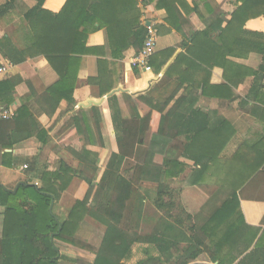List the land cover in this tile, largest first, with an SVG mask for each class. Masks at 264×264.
Segmentation results:
<instances>
[{"label": "crops", "instance_id": "crops-1", "mask_svg": "<svg viewBox=\"0 0 264 264\" xmlns=\"http://www.w3.org/2000/svg\"><path fill=\"white\" fill-rule=\"evenodd\" d=\"M67 1L45 0L40 10L56 15ZM103 2L114 3L113 0ZM7 3L8 0H0V11ZM114 4L119 16L122 14L131 20L138 18L142 25L155 31L157 49L149 67L132 70L130 63L137 55V50L132 48L125 51L121 59L111 58L109 50L84 55L78 66L72 96L61 100L49 91L58 84L60 77L33 39L30 19L26 18L27 13L36 11L38 0H16L7 11L0 13V63H10L8 73L0 83V107L12 109L14 113L10 120L0 122V261L3 257L10 262L19 259L16 253L6 250V242L4 247L3 243L5 235L15 237L18 229L17 218L8 208L27 210L32 206L26 194L21 193L15 199L22 189L41 188L43 175L56 172L62 162L80 171L51 207L56 219L65 223L76 204L84 201L87 195L86 180L101 179L111 155L118 151L107 103L114 95L122 98L147 94L155 104H162L177 90L170 107L176 100L187 97L196 102L195 108L211 114L213 121L207 129H201L203 131L195 140L191 137H180L179 140L186 148L193 147L194 156L207 157L202 161L209 164L203 176L204 187L225 185L236 188L246 226L261 229L260 233H263L264 74L260 75L261 101L248 103L243 108L239 103H244L255 83L250 72L258 71L262 65L264 15L248 19L241 29L240 25L230 23L241 6L237 0H152L147 4L128 0ZM115 16L109 10L101 12L107 23L113 22ZM87 28H93L87 37V46L104 48L105 30L99 28V23L89 24ZM84 29L86 27L82 26L81 32ZM243 31L262 36L246 35ZM193 37H196L195 41ZM170 50L173 53L168 56ZM176 61L177 66L166 85L158 89ZM23 66L29 68L23 70ZM235 98L238 100L232 103V110L224 105L218 112H213L218 100L228 104ZM139 112L143 115L140 108ZM220 117L226 118L235 131L230 125H219ZM157 141L167 147V158L188 166L178 179L168 182L174 190L172 184L185 183L196 163L169 148L172 140L161 137ZM90 165L99 169L97 176ZM56 187L58 190V182ZM198 191L202 192L198 187H189L182 191V198L180 195L179 204H183L190 215L199 211L196 207L201 206L203 196L208 197ZM104 231L102 224L86 216L77 238L98 248L97 233ZM211 244L208 239V248ZM139 246L134 245L132 259L122 264H136L148 258L149 254L142 249L143 257L140 256ZM61 250L69 260L62 264L92 263L94 260L89 252ZM196 263L212 264L211 256L203 253Z\"/></svg>", "mask_w": 264, "mask_h": 264}, {"label": "trees", "instance_id": "trees-1", "mask_svg": "<svg viewBox=\"0 0 264 264\" xmlns=\"http://www.w3.org/2000/svg\"><path fill=\"white\" fill-rule=\"evenodd\" d=\"M15 1L8 0L2 11H7ZM44 1L38 0V8L27 13L26 18L30 19L33 39L60 77L58 84L49 89L59 100L64 97L70 99L72 96L82 56L96 54L98 50H109L111 58L121 59L128 49L137 50L138 55L143 48L147 28L138 18L131 20L124 18L122 14L119 16L114 4L128 0H113L114 3L109 4H105V0H68L62 11L56 15L40 10ZM150 1L152 0H145V4ZM237 1L241 6L230 22L234 26L240 25L241 28L242 23L248 19L264 15V0ZM106 10L116 14L113 22L107 23L102 19L101 12ZM96 23L105 30L106 35V45L101 49L89 48L86 43L90 31L93 30L87 26ZM82 26L86 29L81 32ZM243 34L262 36L247 31H243ZM192 39L195 41L196 37ZM235 44H239V41H235ZM172 53L173 50L168 51V56ZM261 54L262 65L258 71L250 72L255 77V83L244 103H239L240 108L248 103L261 101L259 95L263 87L260 75L264 74V50ZM176 66L177 61L162 78L158 89L166 85ZM130 67L137 71L131 65ZM26 68L29 67L23 66V70ZM146 95H126L127 98L114 95L108 98L118 151L111 155L99 181L86 180L89 186L87 195L84 201L76 204L67 222L60 223L52 214L51 207L53 201L58 200L60 193L69 188L80 171L63 162L59 163L56 172L43 175L41 188L30 186L17 194L15 199L21 193L26 194L32 206L27 210L8 208L9 213L17 218L18 229L15 237L5 235L3 247L6 242V250L16 253L19 259L10 262L3 257L0 264H62V261L69 260L62 255L61 249L85 254L92 252V263L77 261L76 264H122L132 259L133 247L137 244L143 246L142 250L149 256L136 264H198L196 261L203 253H209L212 264H264V221L263 233H260L261 229L246 226L236 188L225 185L204 187L203 176L209 164L202 161L207 157L194 156L193 147L186 148L179 140L180 137H191L195 140L213 121L211 114L195 108L196 102L187 97L176 100L170 107L177 90L162 104H155ZM237 100H229L228 104L218 100L213 112H218L224 105L226 109L232 110V103ZM218 122L219 125H230L235 131L226 118L220 117ZM200 124L201 127H198ZM161 137L172 140L169 148L183 153L196 163L185 186L178 191L172 190L168 182L178 179L188 166L177 159L167 158V147L157 141ZM210 159L213 160V156ZM90 168L97 176V166L90 165ZM134 175L139 176L141 183L157 185L155 201L149 204L144 200L140 212L131 213L137 217L135 224L132 219H127L126 213L136 192ZM189 187H198L210 197L207 206L197 216L180 208L181 213H186L187 220L191 221L190 226L180 218L176 220L171 212L175 206L172 202L175 200L174 194L177 193L179 199L182 191ZM5 195L11 197V194ZM167 198H170L169 202L166 201ZM208 207L210 208L207 209ZM148 209L157 214L148 216ZM86 216L105 227L103 233H97V239H100L98 248L82 243L77 238ZM140 221L154 223L150 234L142 236L138 232L135 225ZM133 235L134 238L131 239ZM208 239L212 242L210 248L207 246ZM152 252L156 255H152Z\"/></svg>", "mask_w": 264, "mask_h": 264}, {"label": "rangeland", "instance_id": "rangeland-1", "mask_svg": "<svg viewBox=\"0 0 264 264\" xmlns=\"http://www.w3.org/2000/svg\"><path fill=\"white\" fill-rule=\"evenodd\" d=\"M130 177V176H128ZM132 177V175H131ZM138 175H134V179H135V188H136V192L135 194L133 195V198L130 200L129 204H128V207H127V219H132L133 220V224H135V221L137 222V217L136 215L132 216L131 213H134L135 212H140V208L141 206L144 204L145 201H148L149 204H151L152 202L155 201L156 199V195H157V185L156 184H153V183H149L148 182H139L138 180ZM131 178V179H133ZM153 184V185H151ZM184 182L183 181H177L175 182L174 184H172V186L175 187L174 190H179V188H183L184 187ZM187 189V188H186ZM185 189V190H186ZM199 193H202L200 191H198ZM183 193V192H182ZM176 194V195H175ZM174 194V198L175 200L173 199L172 202H174L175 206L171 209V212L172 214L175 216V219H179L181 221H183V223H188L189 226H190V222L187 220V216H186V213H181V209L183 207V204H179V199H177V193ZM193 197V196H192ZM204 198H202V201H201V206H197L196 209L199 210V211H196L194 212L193 216H197L200 212L201 209H204L205 206H207V203L209 202L210 198L209 197H206V196H203ZM181 198H182V195H181ZM222 199V198H221ZM224 199V198H223ZM145 200V201H144ZM207 200V201H206ZM166 201H170V198H167ZM183 202V201H181ZM188 202V201H186ZM189 203V202H188ZM181 208V209H180ZM210 207H208L207 209H209ZM184 209V207H183ZM198 212V213H197ZM154 213H156L155 211L153 210H149L146 212V214L148 216H154ZM157 214V213H156ZM178 217V218H177ZM174 219V220H175ZM127 220V221H129ZM173 220V221H174ZM172 221V220H171ZM135 226H137V230L138 232L142 235V236H145V235H148L152 232L153 230V226H154V223H149L147 224L146 222H138V224H136ZM143 246H139V253H140V256H142V249ZM89 253L91 254L92 252L89 251ZM143 257V256H142ZM88 260V259H87ZM76 262V260H75ZM89 262V260H88Z\"/></svg>", "mask_w": 264, "mask_h": 264}, {"label": "built area", "instance_id": "built-area-1", "mask_svg": "<svg viewBox=\"0 0 264 264\" xmlns=\"http://www.w3.org/2000/svg\"><path fill=\"white\" fill-rule=\"evenodd\" d=\"M144 3L145 0H139ZM147 28V27H146ZM146 39L142 50L131 61L130 65L137 70H144L149 67L152 57L156 53L157 49V36L155 31L151 28H147ZM10 67L9 62L0 63V83L4 80ZM14 116L13 110L5 107H0V122L8 121Z\"/></svg>", "mask_w": 264, "mask_h": 264}]
</instances>
